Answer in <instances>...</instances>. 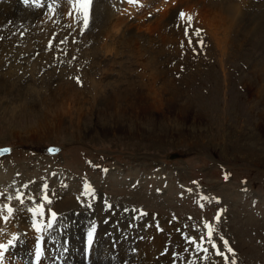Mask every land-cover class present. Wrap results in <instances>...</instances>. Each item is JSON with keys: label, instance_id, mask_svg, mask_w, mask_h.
Instances as JSON below:
<instances>
[{"label": "rangeland", "instance_id": "1", "mask_svg": "<svg viewBox=\"0 0 264 264\" xmlns=\"http://www.w3.org/2000/svg\"><path fill=\"white\" fill-rule=\"evenodd\" d=\"M166 3L91 0L85 27L76 0H12L14 13L0 23V148L10 149L0 164L12 171L0 184V205L13 208L15 238H0L3 255L28 234L34 242L25 263L52 264L54 246L70 250L71 230L86 220L80 242L88 259L98 225L91 245L87 230L101 200L105 222L116 212L115 225L139 219L143 242L163 237L159 246L169 256L160 264H226L208 242V224L220 250L227 251L220 237L233 249L227 264H264V0ZM181 11L193 17L190 27ZM119 16L129 24L117 29ZM252 22L259 28L251 30ZM9 101L26 106L2 111ZM50 145L59 151L50 154ZM120 169L128 180L110 177ZM45 184L50 203L41 199ZM37 203L45 204L44 216L29 211ZM25 210L41 224L52 210L56 223L37 231L19 215Z\"/></svg>", "mask_w": 264, "mask_h": 264}, {"label": "bare ground", "instance_id": "2", "mask_svg": "<svg viewBox=\"0 0 264 264\" xmlns=\"http://www.w3.org/2000/svg\"><path fill=\"white\" fill-rule=\"evenodd\" d=\"M71 1V0H70ZM146 1V0H145ZM164 1V0H163ZM169 2L171 0H168ZM173 1V0H172ZM176 1V0H175ZM184 1V0H183ZM191 1V0H190ZM232 1V0H231ZM148 2V1H147ZM156 2V1H155ZM182 2V1H181ZM227 2V1H226ZM237 2V1H236ZM152 3V2H151ZM163 3V2H162ZM160 3V4H162ZM165 3H166V0H165ZM172 3V2H171ZM187 2H185V7H187L188 3L186 4ZM190 3V2H189ZM223 3V2H222ZM221 3V5H222ZM238 3V2H237ZM64 4V2H63ZM71 4V3H70ZM159 4V5H160ZM167 4L166 3V7H167ZM181 4V3H180ZM225 4V3H224ZM169 5V4H168ZM187 5V6H186ZM227 5V4H226ZM0 6L2 7V9L4 10V12H6L5 16L3 17H0V23L2 22L3 19H7L8 15L11 14L13 11H12V0H0ZM132 5H130V8H131ZM150 6V5H149ZM170 6V5H169ZM178 6V5H176ZM182 6V5H181ZM184 7V5L182 6ZM181 7V8H182ZM221 7V6H219ZM237 7V6H236ZM257 7V6H256ZM18 8V7H17ZM24 8V7H23ZM50 8V7H49ZM54 8V7H53ZM128 8V7H127ZM157 8V7H156ZM174 8V7H173ZM176 8V7H175ZM238 9H240V7L238 6L237 7ZM237 8H235V6L233 7L232 6V10L234 11V16L235 13H239L240 10L238 11ZM21 9V7H20ZM46 9V8H45ZM105 9V8H104ZM125 9V8H124ZM146 8H144L145 10ZM162 9V8H161ZM168 9V7L166 8ZM228 9V8H227ZM106 10V9H105ZM165 10V9H164ZM169 10V9H168ZM168 10H165V11H168ZM44 11V10H42ZM112 11V10H111ZM110 11V12H111ZM153 11V10H152ZM246 11V10H245ZM255 11V10H254ZM23 12V11H22ZM155 12V11H154ZM172 12V11H171ZM169 12V13H171ZM228 12V11H227ZM257 12V11H256ZM14 13V12H13ZM16 13V11H15ZM114 13V12H113ZM168 13V12H167ZM167 13H165L167 15ZM174 13V11H173ZM245 13V12H244ZM254 13V12H253ZM1 14V13H0ZM225 14V13H224ZM251 14V13H250ZM20 16H23V14L21 15V13L19 14ZM113 15V14H112ZM164 15V14H163ZM172 15V14H170ZM229 15V14H228ZM227 15V17H228ZM238 15H242V13L238 14ZM252 15V14H251ZM259 15V14H258ZM24 16H25V13H24ZM118 16V15H117ZM222 16V15H221ZM226 15H224V19H227L225 17ZM232 15H230L229 17L231 18ZM124 16H119V17H116L117 19L115 20V27L118 29L123 23L126 22V19L125 17L123 18ZM239 16H237V19H238ZM242 17H244L242 15ZM142 18V17H141ZM233 18V17H232ZM231 18V19H232ZM115 19V17H114ZM221 19V18H220ZM229 19V18H228ZM227 19V20H228ZM235 19V17H234ZM233 19V20H234ZM236 19V20H237ZM246 19V18H244ZM243 19V20H244ZM256 19V18H255ZM135 20V19H134ZM137 20V19H136ZM223 20V19H222ZM235 20V21H236ZM241 20V19H240ZM252 20V18L250 19ZM254 20V18H253ZM258 20V19H256ZM260 20V19H259ZM160 21V20H159ZM158 21V22H159ZM246 21V20H245ZM247 21H249L247 19ZM145 22V21H144ZM148 22V20H147ZM154 22V21H153ZM157 22V24H158ZM231 22V21H230ZM104 23V22H103ZM127 23V22H126ZM131 23V22H130ZM143 23V22H141ZM219 23V22H218ZM238 23V22H236ZM240 23V22H239ZM244 23V22H242ZM246 23V22H245ZM248 23V22H247ZM258 23V22H257ZM105 24V23H104ZM129 24V23H127ZM132 24V23H131ZM155 23V25H157ZM233 24V23H232ZM249 24V23H248ZM251 24V23H250ZM253 24V22H252ZM256 22L251 25V30L253 29H256V27L259 28L258 24L255 25ZM100 25V24H99ZM112 25V24H111ZM125 25V24H124ZM142 25V24H141ZM144 25V24H143ZM154 25V24H153ZM244 25V24H242ZM260 25V24H259ZM104 26H108V25H104ZM103 26V27H104ZM110 26V25H109ZM123 26V25H122ZM128 26V25H127ZM131 26V25H130ZM231 26V25H230ZM234 27H236L234 24H233ZM232 26V27H233ZM250 26V25H249ZM248 26V27H249ZM256 26V27H255ZM102 27V26H101ZM102 27V28H103ZM135 27V26H134ZM243 27V26H242ZM105 28V27H104ZM126 28V26H125ZM124 28V29H125ZM129 28V27H128ZM139 28V27H138ZM148 28V27H147ZM245 28V27H243ZM130 29V28H129ZM133 29V28H132ZM135 29V28H134ZM238 29V28H237ZM242 29V28H241ZM240 29V30H241ZM107 30V29H106ZM126 30V29H125ZM258 30V29H257ZM263 30V29H262ZM128 31V30H127ZM134 31V30H133ZM232 31V30H231ZM244 31V29L242 30ZM246 31V30H245ZM252 32V31H251ZM256 33V30L254 31ZM112 33V32H111ZM121 33V32H120ZM119 33V35H120ZM125 32H123L122 34H124ZM133 34V32H130ZM228 33V32H227ZM241 33V32H240ZM251 33V34H254V35H257L258 33H260V31L258 33ZM121 34V35H122ZM131 34V36H132ZM135 34V33H134ZM133 34V35H134ZM224 34H226L224 32ZM128 35L127 33L125 34V36ZM219 35V34H218ZM228 35V34H227ZM250 35V34H249ZM254 35H252L254 37ZM125 36L123 35L121 37V39H123V37L125 38ZM130 36V34H129ZM130 36V37H131ZM251 36V35H250ZM136 37V36H135ZM257 37V36H256ZM259 37V39H258ZM257 37V39L260 41L264 40L263 36H262V33L259 34V36ZM105 38V37H104ZM248 38V37H247ZM120 39V37L118 38ZM131 39V38H130ZM152 39V38H151ZM163 40L165 39L164 37L162 38ZM220 39V38H219ZM235 39V38H234ZM242 39V38H241ZM255 39V38H254ZM124 40V39H123ZM126 40V38H125ZM133 40V39H132ZM131 40V41H132ZM140 40H141V36H140ZM246 40V39H245ZM244 40V41H245ZM248 40V39H247ZM250 40V39H249ZM253 40V39H251ZM131 41H129V44H130V47H131ZM149 41V40H148ZM226 41V40H225ZM257 41V40H256ZM256 41H253L256 43ZM122 42V40H121ZM126 42V41H125ZM221 42V40H220ZM253 42H251L253 44ZM2 43V42H1ZM235 43V42H234ZM247 43V42H246ZM250 43V42H248ZM261 43V42H260ZM5 45V43H2ZM1 44V45H2ZM227 44V43H226ZM122 45V43H121ZM126 45L128 46V41L126 42ZM250 45V44H249ZM125 44L122 46L124 49H125ZM133 46V45H132ZM141 46V45H140ZM146 46V45H145ZM151 46V45H150ZM241 46V45H240ZM244 46V45H243ZM251 46V45H250ZM253 46V45H252ZM264 46V45H263ZM14 47V46H13ZM144 47V45H142V48ZM147 48H149L148 46H146ZM144 47V48H146ZM254 47V46H253ZM17 48V47H16ZM120 49H122L121 47H119ZM129 48V46H128ZM252 48V47H251ZM18 49V48H17ZM115 49V48H114ZM117 49V48H116ZM138 52H140L142 49L141 47L140 48H137ZM141 49V50H140ZM162 49V48H161ZM250 50V48H248ZM254 49V48H253ZM20 50V49H19ZM109 50V49H108ZM140 50V51H139ZM146 50V49H145ZM150 50V49H149ZM155 50V49H153ZM16 53H17V50H14ZM133 51V50H132ZM253 51V50H252ZM116 52V51H115ZM123 51L119 52L122 54ZM134 52V51H133ZM142 52V51H141ZM160 52V51H159ZM250 52V51H249ZM155 53V52H154ZM163 53V52H162ZM18 54H19V51H18ZM140 54V53H139ZM251 54V53H250ZM255 54V52H254ZM249 55V54H248ZM253 55V54H252ZM259 55V54H258ZM13 56V55H12ZM11 56V57H12ZM153 56V55H152ZM256 56V55H255ZM260 56V55H259ZM250 57V56H249ZM252 58V57H251ZM11 59V58H10ZM259 59V58H258ZM264 59V58H263ZM18 60V59H17ZM264 61V60H263ZM149 62V61H148ZM151 62V61H150ZM257 62V61H256ZM147 64V63H146ZM150 64V63H149ZM260 64V63H259ZM259 64L257 66H259ZM12 65V64H10ZM148 65V64H147ZM154 65V64H153ZM256 67V66H255ZM264 67V66H263ZM153 68V67H152ZM262 68V67H261ZM156 69V68H155ZM263 69V68H262ZM258 70V69H257ZM264 70V69H263ZM14 72V71H13ZM158 72V71H157ZM263 72V71H261ZM7 74V73H6ZM1 76V75H0ZM18 76V75H17ZM257 76V75H256ZM6 77V76H5ZM145 77V76H144ZM246 77V76H245ZM3 78V76H2ZM11 78V77H10ZM14 78V77H13ZM19 78V76L17 77ZM234 78V77H233ZM264 78V77H263ZM6 79V78H5ZM248 79V78H247ZM15 80V79H14ZM136 80V79H135ZM262 80V79H261ZM131 81V79H130ZM142 81V80H141ZM253 81V80H251ZM255 81V80H254ZM8 82V80H7ZM14 82V81H13ZM12 82V83H13ZM129 82V81H128ZM132 82V81H131ZM130 82V83H131ZM139 82V81H138ZM133 83H136V82H133ZM254 83V82H253ZM262 83V82H261ZM4 82L3 80L1 81L0 80V89L4 87ZM11 84V83H10ZM118 84V83H117ZM261 85V84H260ZM9 86V85H8ZM14 86V85H13ZM5 90V89H4ZM1 91V90H0ZM24 93V92H23ZM26 93V92H25ZM24 93V95H26ZM29 93V92H28ZM23 95V94H22ZM3 95H0V105H2V97ZM26 100V98H25ZM141 101V100H140ZM27 102V101H26ZM35 104V103H34ZM21 105V106H20ZM26 106V103L25 102H19V103H14L13 101H9L7 102L5 105H3V109L2 111H5L7 110L8 112H13L15 111V109H18V108H22V107H25ZM28 106V105H27ZM20 111V110H19ZM101 112V111H100ZM122 112V111H121ZM119 112V113H121ZM126 114V113H125ZM122 116V115H121ZM108 118V117H107ZM123 118V117H122ZM121 118V119H122ZM125 119V118H124ZM80 120V119H79ZM81 121V120H80ZM107 123V120L105 121ZM110 122V120H109ZM119 122V121H118ZM116 124V123H115ZM119 125V124H118ZM116 125V127L118 126ZM121 125V124H120ZM125 125V124H124ZM113 126V124H112ZM120 127V126H119ZM107 128V127H106ZM109 132V130H107ZM105 131V132H107ZM48 149V146L46 148V151ZM8 161V160H7ZM126 165V164H125ZM127 166V165H126ZM140 167V166H139ZM124 169V168H123ZM123 169L121 170H116V171H110V177L111 178H121V181L122 179L123 180H128V177H127V174H129L127 171H123ZM132 169V168H131ZM131 171V170H130ZM138 170H133V174H138L137 172ZM132 174V175H133ZM64 173L62 171H59L57 176H56V180L57 181H60L62 180L61 178L63 177ZM119 175H121L122 177H120ZM131 175V176H132ZM137 176V175H136ZM12 177V171H11V168H8V166L6 167V164L4 166V164H0V184L3 183V181H6V180H9L10 178ZM131 178V177H130ZM8 182V181H6ZM5 182V184H7ZM123 182V181H122ZM9 183V182H8ZM5 184H2V185H5ZM14 184V183H13ZM1 186V185H0ZM14 187V186H13ZM12 187V188H13ZM16 187V186H15ZM61 191V190H60ZM140 192V191H139ZM137 193V192H136ZM138 194V193H137ZM136 194V195H137ZM146 197V196H145ZM142 199V198H141ZM144 199V198H143ZM101 200H99L97 202V208L95 207L94 208V212H96L98 214V218L96 219L95 221V224L98 225V230H97V236H96V240H95V243H94V247L92 248V252H91V255L88 259H85L84 258V251H83V247H82V243L80 242V240L83 241V238L85 237V231H86V227L85 226H88L89 225V222H85L86 220H83L82 221V226H80L79 224L77 225V229L76 231H74V229H72L71 231V242H70V250L68 251H65V252H61L59 250V248L61 249V246L59 247L58 246H54V251L55 253L57 254V258L54 259L53 257L50 258L48 257L47 260L49 261H52V264H160V259L162 258H166L168 257L169 255L166 253V251L159 246V244L161 243V241L163 240L162 236H157L153 241H147L146 242H143L141 240V233L140 232V227H139V224L136 226V223L138 222L139 219L137 220H134V219H131L132 223H127V222H120L118 223L117 225L114 224V220L118 219L117 216H120L118 213V215L115 213H111L110 214V220L109 221H104V219L106 218V215L109 214V212H107L109 210V208L107 206H101ZM87 213L88 210L84 209ZM27 211L26 214L24 213H21L19 212V215L20 216H25V222L26 224L31 227L29 225V221L30 222H34L32 223L33 225L36 223L35 221H31L33 218H30L29 217V214H28V210H25ZM52 211V210H51ZM89 212V211H88ZM93 212V213H94ZM118 212V211H117ZM5 214H8L7 211L5 210L4 211ZM28 220V221H27ZM125 220V219H124ZM122 221V219H121ZM130 221V220H129ZM134 221V222H133ZM140 222V221H139ZM152 222V221H151ZM12 223V216L11 214H8L7 217L5 218L4 216L0 218V224H2L1 228L2 230L0 231V238L3 236L4 238L6 239H12V238H15V233H12V231L15 230L14 227H12V225H10ZM117 223V222H116ZM169 225V224H168ZM148 227V226H147ZM76 228V226H75ZM130 233L129 235L127 233ZM148 232V231H147ZM76 233V235L74 234ZM153 233V232H152ZM128 235V237H126ZM157 235V234H156ZM22 239H19L17 240V244H13V246H11L9 248V251L6 255H3V258L0 259V264H26L25 263V260L27 261H30L31 257H32V253H31V244L32 242H34V240L29 237L28 238V234H22L21 237ZM151 238V237H150ZM64 246V245H63ZM154 246V247H153ZM159 246V247H158ZM50 246L48 245L47 247V251L46 253H52V249L49 248ZM136 247V250L134 253H132V250H134L133 248ZM165 248V247H164ZM166 249V248H165ZM4 250V249H3ZM8 250V249H7ZM6 250H4L5 252ZM158 253V258H155V254ZM170 253V252H169ZM156 259H158L156 261ZM9 261V262H8ZM88 261V262H87ZM29 264V263H28Z\"/></svg>", "mask_w": 264, "mask_h": 264}, {"label": "snow or ice", "instance_id": "3", "mask_svg": "<svg viewBox=\"0 0 264 264\" xmlns=\"http://www.w3.org/2000/svg\"><path fill=\"white\" fill-rule=\"evenodd\" d=\"M25 2H27V0H25ZM133 2H134V0H129V3H133ZM76 3L81 6L82 11L84 12V25H85V27H87V25H88V6L91 4V0H76ZM179 18L182 20L186 18L187 21L189 22V27L191 26V21H192L193 17L190 14H186L185 12L181 11L179 13ZM201 31H202L201 29H196L194 34L199 36ZM185 35L186 36L188 35V29L187 28H185ZM191 43H192V41H191V39H189V44H191ZM198 43L202 46L203 40L202 39L199 40ZM9 151H10V149H8V148L0 149V153H7ZM47 151L49 153H52V152H58L59 149L48 148ZM227 178L228 177L226 175L225 179H227ZM47 188H48L47 184L42 186V190L44 191V195L41 197V199L43 201H45L46 203H50L51 201H50L49 195L46 191ZM86 194H91V188L88 189ZM0 195H3V193H0ZM9 199H11V197H9ZM16 199L22 201L23 194L17 196ZM205 199H207V197H205ZM5 210L7 211L8 214H11L13 212V208L11 207V205H0V213H3ZM29 211L32 212L37 217L44 216L45 211H46L45 210V204L37 203V205L30 208ZM125 211H127V209H125ZM56 216H57V214L54 211H51L48 215V219H47L46 223H43V224L35 223L34 227L37 229V231H42L44 228L51 229V228H53V225L56 223ZM216 219L217 220L220 219L219 214L217 215ZM206 227L208 229L207 234H206L208 242L212 244V248L215 250V254L217 256L223 257L224 261L227 264V262L229 261V255L228 254L233 253V249L229 246V242L227 240H225L223 237H220V239L223 241V245H224L225 249L227 250L226 252L221 251L220 248L215 243V241L213 240V235H214L215 229L212 227L211 224L206 225ZM95 231H96V225H95V222H93L87 230V242L89 245L92 244L93 235H94ZM201 239H203V237H201ZM12 242H13L12 240H9L8 243L11 244ZM6 247H7V245L0 244V249H4ZM203 251L207 252L208 249L204 248ZM36 255H37V259H39V256H40L39 249H37ZM2 258H3V253L0 252V259H2ZM231 264H235V261H231Z\"/></svg>", "mask_w": 264, "mask_h": 264}, {"label": "water", "instance_id": "4", "mask_svg": "<svg viewBox=\"0 0 264 264\" xmlns=\"http://www.w3.org/2000/svg\"><path fill=\"white\" fill-rule=\"evenodd\" d=\"M2 148H7V147H2ZM2 148H0V149H2ZM48 148H56V149H59L57 146H54V145H50V146H48ZM9 149V148H8ZM8 153V152H7ZM55 153H57V152H52V153H50V154H55ZM3 154H6V153H0V156H2Z\"/></svg>", "mask_w": 264, "mask_h": 264}]
</instances>
